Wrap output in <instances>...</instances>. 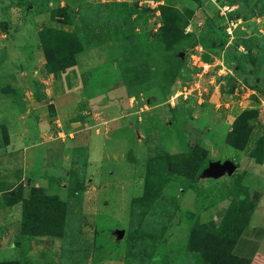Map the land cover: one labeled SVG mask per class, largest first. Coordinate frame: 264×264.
Here are the masks:
<instances>
[{"label": "rangeland", "instance_id": "obj_1", "mask_svg": "<svg viewBox=\"0 0 264 264\" xmlns=\"http://www.w3.org/2000/svg\"><path fill=\"white\" fill-rule=\"evenodd\" d=\"M43 45L58 89L35 80L53 103L20 121L6 106L26 108L14 83ZM85 99L101 115L66 107ZM0 112V264L264 252V0H0Z\"/></svg>", "mask_w": 264, "mask_h": 264}, {"label": "crops", "instance_id": "obj_2", "mask_svg": "<svg viewBox=\"0 0 264 264\" xmlns=\"http://www.w3.org/2000/svg\"><path fill=\"white\" fill-rule=\"evenodd\" d=\"M35 57H37V56H32V57L28 58L29 59L28 64H30L29 65L30 70L27 71V72L24 71V73L22 74V77H23V79L21 80L22 82H20V83L17 82L16 84L14 83V87L17 90V92L19 91L21 93V95H22L23 100L28 102V104L24 105V107H26V108L24 110L22 109L21 112L18 111V110L16 111V106L13 104L14 101H13L12 98L11 99L9 98L8 104L6 106V111L7 112H10V113H12L13 111L16 112V113L19 112V114L17 113V117H18V120H20V121H21L20 118L25 117L28 113L31 114V115L33 114L34 117H35V115L38 114V111L44 110V108L47 106V105H44V103H48V104H52L53 103V100L47 99L49 97V91H48V90H50L49 88H47V89L45 88V90H47V92H48V93L45 92L46 96H48V97L45 96L46 98H42V99L39 100L33 95L35 80L40 81L42 84H44V82H48V84L51 82V84H52V82H53L52 85H54V88L57 87V89H58V82H56V80H60V78H61V77H58L59 79H56V78L54 79V75L53 74H48V78H45V76H44V78L43 77L42 78L39 77V74L42 73V69H43V66H44V63H45L46 60H45V58L43 60L42 57L39 56L38 57V61L40 62V64L37 66V62H36V60H34ZM30 95H32L34 99L31 98L32 96H30ZM66 95H68V93ZM99 97H97V98H99ZM55 99L58 102V100H57L58 97L55 96ZM91 99H93V98H91ZM91 99L83 100L84 107L81 104V107H83V108H80L79 103H77V105L67 104L66 107H68V109L70 108V113H73V112H77V113H79V112H91V110H92L94 115H101V114H99L97 112V110H96L97 107L93 108L92 106L89 105V104H92ZM98 103H100V102H98ZM11 105H12L13 109L11 108V110H10L9 106H11ZM0 118H1V112H0ZM28 118H29V116H28ZM1 121H2V119H1ZM106 121H102V122L107 123ZM3 123L7 126L8 130H9L8 124H6L5 122H3ZM23 123L25 124V121ZM105 123H103V124H105ZM100 124H102V123H100ZM93 125H96V124H93ZM32 126H33V128L30 129L32 132H30V133H33L34 135H38L39 134L38 133L39 132L38 131L39 127L35 126V125H32ZM16 127L20 128V126H16ZM102 127H103V125L100 126L99 128H102ZM97 130L98 129H96V132H97ZM97 134H99V133H97ZM39 135H40L41 138L45 137L44 134H42V135L39 134ZM28 136L30 138H33L31 136V134H29ZM10 139H11V141L13 140L12 136L10 137ZM81 139H82V136L79 135V137L77 139L72 140L71 143L75 142L76 144L77 143L79 144L81 142ZM22 140H24V137H23L22 134H21V136H16V140L15 141H16L17 144H21V143H19V141H22ZM89 141H90V137H89ZM37 144H35V145H37ZM66 147L69 148V145L67 144ZM90 160H91V158L89 157L88 166L90 164ZM252 259L253 260H252L251 264H264V252H261V251L258 250L256 252V255Z\"/></svg>", "mask_w": 264, "mask_h": 264}, {"label": "trees", "instance_id": "obj_3", "mask_svg": "<svg viewBox=\"0 0 264 264\" xmlns=\"http://www.w3.org/2000/svg\"><path fill=\"white\" fill-rule=\"evenodd\" d=\"M42 40H46V34H44V38H42ZM46 44V43H45ZM44 47V45H43ZM44 51H45V57H46V63L49 64V49L47 50L45 47H44ZM66 67V66H64ZM238 67L242 70V71H246V65L243 61V59L241 60H238ZM56 70H60V68H57ZM40 97V96H38ZM41 98V97H40ZM0 130L6 135L5 136V145L9 143V135H8V130H7V127L4 123H2L0 121ZM249 156L255 160L256 163L258 164H262L264 163V132L257 138V140L255 141V144L253 146V148L250 150L249 152ZM166 230V227L165 225H162V228H161V235L165 232ZM195 231L193 230L192 234H191V237L195 240ZM130 236L131 233H130ZM130 238V237H129ZM158 239V238H157ZM156 240V239H155ZM218 257H220V259L217 257V256H213V264H239L240 263V260L241 259H238L234 256H230V258L228 259L224 254L220 253V252H217L216 253ZM251 261L252 260H249L248 264H251Z\"/></svg>", "mask_w": 264, "mask_h": 264}, {"label": "water", "instance_id": "obj_4", "mask_svg": "<svg viewBox=\"0 0 264 264\" xmlns=\"http://www.w3.org/2000/svg\"><path fill=\"white\" fill-rule=\"evenodd\" d=\"M215 170L218 174H222L225 172L233 173L236 170V166L232 161L226 160L222 164H215Z\"/></svg>", "mask_w": 264, "mask_h": 264}]
</instances>
